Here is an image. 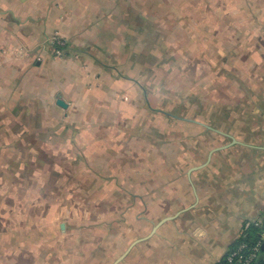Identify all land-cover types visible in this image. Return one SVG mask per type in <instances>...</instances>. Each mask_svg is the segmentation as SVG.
<instances>
[{"label": "crops", "instance_id": "crops-1", "mask_svg": "<svg viewBox=\"0 0 264 264\" xmlns=\"http://www.w3.org/2000/svg\"><path fill=\"white\" fill-rule=\"evenodd\" d=\"M172 7L167 0H0V101H23L32 122L20 120L11 137L58 141L54 153L80 154L82 168L115 190L100 200L119 204L86 231L66 228L75 241L60 248L55 237L46 244L33 237L31 247L16 242L10 259L1 242L0 264H22L25 248L48 251L35 264H114L126 251L116 264H219L247 222L264 215V48L255 44L264 33L241 37L250 45L238 52L242 76L231 101H192V114L172 113L151 104L135 60L130 65L136 43L152 40L154 12ZM240 26L248 31V17ZM54 35L67 43L61 55Z\"/></svg>", "mask_w": 264, "mask_h": 264}, {"label": "rangeland", "instance_id": "rangeland-1", "mask_svg": "<svg viewBox=\"0 0 264 264\" xmlns=\"http://www.w3.org/2000/svg\"><path fill=\"white\" fill-rule=\"evenodd\" d=\"M167 1L174 8L154 12V21L158 19L152 27V40L138 41L137 59L130 61L133 66L135 60L133 70L146 86L151 104L172 113L192 114V101H231L236 78L242 76L241 71L235 70L241 63L238 52L242 45H250L242 42L241 37L258 29L264 33V26L256 25L264 20V0ZM176 13L182 15L179 23L173 20ZM166 17L168 21L161 20ZM244 17L249 19L248 31L240 26ZM255 44L264 48V41ZM227 53L229 56L224 58ZM19 102L23 103L0 101V128L8 132H0V250L1 242L8 245L10 259L16 256L12 246L18 241L31 247L33 237L44 244L55 237L53 243H58L57 248L68 240L75 241L69 238L72 235H67L66 228L72 227L77 234L82 229L86 231L111 213L114 204L119 205L100 200L110 198L115 190L98 183L97 171L82 168L85 161L80 154L54 153L57 140L52 144L41 142L50 152L47 153L38 151L36 146L41 144L31 135L22 139L11 137L20 133V120L32 123L23 115ZM118 104L127 107V101H117ZM29 105L39 108L36 101ZM110 109L116 113L117 106ZM5 145L13 147L5 149ZM49 212L56 216L52 221L47 219ZM38 226L45 227L37 232ZM17 227L23 228L24 233L17 232ZM48 228L56 229L57 234L48 233ZM60 252L58 256L64 255ZM22 254V264L42 263L49 256L48 251L28 248Z\"/></svg>", "mask_w": 264, "mask_h": 264}, {"label": "built area", "instance_id": "built-area-1", "mask_svg": "<svg viewBox=\"0 0 264 264\" xmlns=\"http://www.w3.org/2000/svg\"><path fill=\"white\" fill-rule=\"evenodd\" d=\"M54 50L56 54L61 55L64 53L67 43L58 35L52 38ZM251 227L258 229L260 238L255 243L240 241L237 245L233 246L226 256L220 261L219 264H251L259 255L260 249L264 246V215L261 218L247 222L244 232Z\"/></svg>", "mask_w": 264, "mask_h": 264}, {"label": "trees", "instance_id": "trees-1", "mask_svg": "<svg viewBox=\"0 0 264 264\" xmlns=\"http://www.w3.org/2000/svg\"><path fill=\"white\" fill-rule=\"evenodd\" d=\"M66 48H67V45L66 47H64V49ZM259 238H260V233L258 232V229L252 227L250 231L247 232L240 241L255 243ZM237 244L238 243H236L235 245ZM251 264H264V246L261 247L259 255L255 258V260Z\"/></svg>", "mask_w": 264, "mask_h": 264}, {"label": "water", "instance_id": "water-1", "mask_svg": "<svg viewBox=\"0 0 264 264\" xmlns=\"http://www.w3.org/2000/svg\"><path fill=\"white\" fill-rule=\"evenodd\" d=\"M57 103H58L60 106L64 107V108L68 107V103H67L66 101H64L63 99H61V98L58 99ZM168 218H171V217H167L166 219H168ZM157 227H158V224L153 228V230H152V232L150 233V235L153 234V233L155 232V230H156ZM144 238H146V237L139 238V239H137L136 241H134V242L132 243L131 247H132L135 243H137L138 241H140V240H142V239H144ZM126 253H127V251H126L125 253H123L120 257H118V259L115 261L114 264H116V263H118L119 261H121V260L125 257Z\"/></svg>", "mask_w": 264, "mask_h": 264}, {"label": "bare ground", "instance_id": "bare-ground-1", "mask_svg": "<svg viewBox=\"0 0 264 264\" xmlns=\"http://www.w3.org/2000/svg\"><path fill=\"white\" fill-rule=\"evenodd\" d=\"M263 216V215H262Z\"/></svg>", "mask_w": 264, "mask_h": 264}]
</instances>
